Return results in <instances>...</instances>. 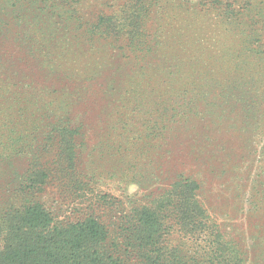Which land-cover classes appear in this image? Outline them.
Returning a JSON list of instances; mask_svg holds the SVG:
<instances>
[{
  "label": "rangeland",
  "instance_id": "374dc122",
  "mask_svg": "<svg viewBox=\"0 0 264 264\" xmlns=\"http://www.w3.org/2000/svg\"><path fill=\"white\" fill-rule=\"evenodd\" d=\"M158 3L145 13L143 35H186L216 48L223 26L214 13L200 10L198 0ZM130 4L0 0V134L13 144L0 160V210L23 203L25 197L9 185L28 178L30 164L38 161L47 176L34 200L62 221L95 216L122 264H139L130 245L135 210L154 204L173 181L189 176L199 183L210 223L236 245L246 264H264L262 107L247 116L253 103L238 81L222 89L198 85L193 105L183 88L176 89L170 104L164 95H173L172 89L158 78L167 59L159 55L158 43L151 58L152 53L136 57L127 46L113 49L109 38L98 36L103 35L96 31L98 18L125 17ZM252 22L250 28L258 30L264 18ZM128 27L124 22L120 48ZM187 106L195 107L189 113ZM64 121L84 126L72 169L49 138L54 124ZM164 222V245L180 249L185 258L198 257L203 242L181 231L171 207Z\"/></svg>",
  "mask_w": 264,
  "mask_h": 264
},
{
  "label": "trees",
  "instance_id": "16d2710c",
  "mask_svg": "<svg viewBox=\"0 0 264 264\" xmlns=\"http://www.w3.org/2000/svg\"><path fill=\"white\" fill-rule=\"evenodd\" d=\"M158 1L130 0L132 12L118 20L111 15L100 16L96 31L103 35L98 36L111 39L106 41L113 49L125 50L127 46L136 57L152 53L153 42L158 43L162 48L159 55L167 57L166 63L160 65L162 72L158 78L172 89L173 95H164L172 105L174 96L179 94L176 89L183 88L187 104L193 105L198 85L209 83L222 89L223 84L238 81L247 87V100L253 103L248 106L247 116H255L257 105L264 114V35L258 32L264 31V24L258 30L249 26L264 18V0H198L200 10L214 13L223 26L224 33L214 40L213 49L186 35H143L145 13ZM124 22L129 26L128 35L120 48L116 42L121 39ZM92 36L96 35L90 39ZM152 68L159 70L154 64ZM165 102L168 110L171 105ZM194 107L187 106L188 112ZM83 127L81 123L75 126L59 122L54 124L49 137L50 143L56 141L59 145L61 158L71 169L77 161L76 142L78 137L82 138ZM8 145L13 144L3 141L0 134V160L5 158ZM260 149L258 156L264 175V145ZM254 152L257 153L256 149ZM46 176L41 163L36 161L30 164L28 178L9 185L13 194L25 199L19 205L6 203L0 210V264H122L118 250L108 244V231L95 216L62 221L34 200L33 195L43 190ZM199 188V183L189 176L173 181L154 204L135 210L130 245L140 258L139 264H246L236 245L210 223L198 198ZM170 207L176 212L181 231H189L191 237L197 236L203 242L199 243L198 257L185 258L180 249L164 245V213Z\"/></svg>",
  "mask_w": 264,
  "mask_h": 264
}]
</instances>
